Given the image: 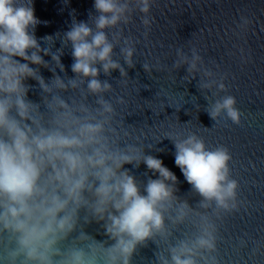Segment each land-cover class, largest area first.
<instances>
[{"label":"clouds","instance_id":"9594fccd","mask_svg":"<svg viewBox=\"0 0 264 264\" xmlns=\"http://www.w3.org/2000/svg\"><path fill=\"white\" fill-rule=\"evenodd\" d=\"M155 3L94 0L95 14L86 21L74 17L53 51L55 43L48 42L58 33L36 36L37 26L47 22L35 15L33 0H0V264H133L149 242L156 245L153 264H219L218 222L241 204L228 148H209L196 134L165 136L189 193L198 198L193 207L177 195L176 174L141 147L143 129L136 135L110 96L112 73L118 71L127 85L128 69L136 67L139 41L125 35L124 26L139 13L147 39ZM252 24L242 13L233 33L243 39ZM69 48L72 76L62 62ZM175 57L171 69L159 58L141 66L148 76L183 68L185 82L199 77L196 86L207 101L203 111L213 125L221 119L239 125L242 113L227 94V74L205 64L195 47L178 48ZM33 88L38 102L30 99ZM125 103L116 98V104ZM126 165L146 166V181ZM82 212L83 223L98 225L103 240L84 229ZM190 216L197 218L195 231L172 243L173 229Z\"/></svg>","mask_w":264,"mask_h":264},{"label":"water","instance_id":"95a60500","mask_svg":"<svg viewBox=\"0 0 264 264\" xmlns=\"http://www.w3.org/2000/svg\"><path fill=\"white\" fill-rule=\"evenodd\" d=\"M93 4L94 0H33L35 15L47 22L37 26L36 36L58 33L48 42L49 47L55 43V51L61 47L58 39L68 30L74 17L86 21L90 14H95ZM242 13L251 18L253 24L247 35L240 39L233 33V28ZM151 17L153 22L147 39L143 36L145 28L139 13L132 23L124 26V34L139 43L134 57L136 67L128 69L131 80L127 85L118 80V71L112 73L110 82L115 91L110 96L119 117H126V123L135 125L136 135L143 129L146 135L140 136L141 147L162 159L164 165L176 174L180 181L177 195L189 199L193 207L198 198L189 193L190 185L175 165L174 145L164 139L165 136L171 134L174 138H185L196 134L209 148L218 145L228 148L232 157L231 177L239 183L241 204L238 211L226 214L218 222L215 255L219 264H264V0H156ZM192 47L198 49L205 64L214 71L227 74L224 81L227 94L236 98V107L242 113L239 125L226 119L213 125L214 121L203 111L207 101L197 89L199 77L191 83L185 82L183 68L178 72L165 70L148 76L141 66L145 62L155 64L159 58L171 69L176 50L182 48L189 52ZM240 48L244 49V60ZM62 62L67 74L72 76L70 48L65 49ZM41 71L45 78L51 77L47 70ZM105 78L101 75V79ZM39 95L38 88H33L29 94L30 99L37 102ZM223 95L225 93H220ZM117 97H123L126 103L116 104ZM125 167L131 169L138 179L146 181V166ZM84 216L82 212L84 229L96 235V239L103 240L102 235L96 234L99 226L84 224ZM196 219L190 216L183 225L173 229L171 242L191 235L195 231L193 223ZM157 243L161 250L166 247L163 241ZM155 250L156 245L149 242V246L140 249L134 257L133 264H153Z\"/></svg>","mask_w":264,"mask_h":264}]
</instances>
